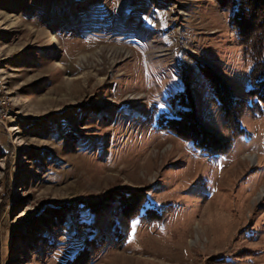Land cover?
Masks as SVG:
<instances>
[{
	"label": "rangeland",
	"instance_id": "374dc122",
	"mask_svg": "<svg viewBox=\"0 0 264 264\" xmlns=\"http://www.w3.org/2000/svg\"><path fill=\"white\" fill-rule=\"evenodd\" d=\"M230 15L215 0H0V264H65L88 237L106 241L86 264H264V112L243 110L235 137L207 79L251 87ZM184 89L225 154L155 129ZM142 200L159 215H136Z\"/></svg>",
	"mask_w": 264,
	"mask_h": 264
},
{
	"label": "trees",
	"instance_id": "16d2710c",
	"mask_svg": "<svg viewBox=\"0 0 264 264\" xmlns=\"http://www.w3.org/2000/svg\"><path fill=\"white\" fill-rule=\"evenodd\" d=\"M215 1L221 9L231 10L229 25L236 33L239 43L246 49L247 56L251 61V87L245 92L246 99L235 97L230 87L218 75L212 72L207 75L212 98L223 114L225 127H230L227 124H231L232 121L235 122L234 126H237L238 129L237 131L234 129L236 131L235 137H240L245 134V130L238 121L241 112L247 110L256 118L264 112V0ZM202 69L204 71V68ZM168 101L170 104L169 109L160 110L159 112L155 110L150 116L155 129L171 132L178 138L191 142L195 147L206 151L212 158H217L226 153L228 150L227 142L214 136L211 132H207L194 116L192 97L187 89L175 93L169 97ZM242 104L246 106V109H239ZM135 196L131 193L124 194L119 198L120 212L123 216L135 204ZM63 208H67V206ZM89 208L91 207L88 206L87 210L93 213L94 211ZM142 208L148 209L150 214L159 215L156 209L145 206V200H142L136 207V215ZM53 212L59 215L58 211L53 210ZM105 241L104 238L96 241L88 237V246H84L79 253L72 259L67 260L65 264H86L91 261L89 254L92 247H99Z\"/></svg>",
	"mask_w": 264,
	"mask_h": 264
}]
</instances>
